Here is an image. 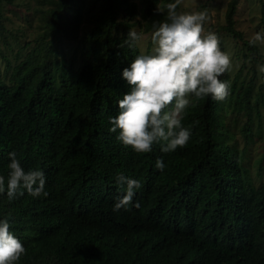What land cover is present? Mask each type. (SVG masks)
<instances>
[{"label": "trees", "instance_id": "1", "mask_svg": "<svg viewBox=\"0 0 264 264\" xmlns=\"http://www.w3.org/2000/svg\"><path fill=\"white\" fill-rule=\"evenodd\" d=\"M18 1L0 0V220L26 249L17 264H264V155L256 161L262 177L256 185L244 150L234 144L238 116L223 113L231 103L245 117L244 141L254 139L250 120L264 93L254 90V65L249 79L241 76L258 47L235 25L239 0L228 1L224 23L212 31L224 52L223 34L246 47L237 71L220 77L229 94L222 101L190 96L182 120L190 139L168 153L160 143L148 153L125 147L109 120L130 90L122 70L142 53L139 43L130 48L123 41L129 30H153L174 0H100L82 35L79 0H46L45 49L11 62L3 53L6 20ZM58 39L80 42L77 66L74 55L60 60ZM13 152L26 172L43 171L47 195L25 190L8 199ZM158 159L163 171L155 167ZM120 174L141 183L133 197L139 207L113 210L126 188L117 183Z\"/></svg>", "mask_w": 264, "mask_h": 264}, {"label": "clouds", "instance_id": "2", "mask_svg": "<svg viewBox=\"0 0 264 264\" xmlns=\"http://www.w3.org/2000/svg\"><path fill=\"white\" fill-rule=\"evenodd\" d=\"M180 4L181 0H174L164 5L166 18L152 23L151 51L137 55L122 70L130 90L118 101L119 111L110 118L109 131L119 130L117 139L136 153H148L156 143L165 153L184 147L191 135L190 128L182 124L183 113L191 103L189 97L211 96L222 101L229 94L230 84L220 77L232 68L231 56L221 50L217 34L205 32L207 11H177ZM142 39V34L129 30L123 44L131 48ZM249 42L264 44V35L258 32ZM260 71L264 72V66ZM9 157L8 199L23 196L25 190L33 197L47 195L43 171L26 172L14 152ZM155 167L164 170L162 159L156 161ZM117 183L126 188L113 210H127L130 204L139 207V202L133 204V197L141 183L123 174L117 176ZM4 192L5 177L0 175V193ZM9 229V222L0 220V264H17L26 252Z\"/></svg>", "mask_w": 264, "mask_h": 264}, {"label": "rangeland", "instance_id": "3", "mask_svg": "<svg viewBox=\"0 0 264 264\" xmlns=\"http://www.w3.org/2000/svg\"><path fill=\"white\" fill-rule=\"evenodd\" d=\"M229 0H181L179 11H207L208 18L204 22L205 32L213 31L215 26L224 23L225 12ZM20 8L12 9L10 18L6 20L8 28L9 44H4L3 53L6 58L11 62L23 59L29 50L34 48L35 53H40L45 49L42 44L43 39L40 35L43 32V21L41 19V9H44L48 4L46 0H19ZM142 0H138L140 4ZM82 8L83 20L79 35L87 31L91 25L93 12L99 10L101 5L100 0H79ZM235 25L240 29L245 38L250 40L256 33L264 35V0H239L237 10L235 13ZM141 33L144 39L139 43L142 52L151 51L153 45L150 40L151 32ZM226 46V52L230 54L232 61V68L230 69L233 75L240 65L243 63L242 51L246 47L239 45L236 40L228 34L222 35ZM56 42V50L59 49V58L66 61L72 56H75L74 66L80 60V42L73 40H61ZM258 52L256 54L257 60L254 64L249 60H245V66L241 71V76L247 74L246 78L249 79L252 70H249L250 65H254L255 69V85L254 90L262 87L264 93V72L260 71V67L264 66V44L256 43ZM3 61V60H2ZM232 104L225 107V117L232 118L238 116L236 124L234 125L233 132L235 134V145L238 149H243V163L248 167L250 176L254 183L258 185L262 181V177L257 175V159L264 155V102H259L258 108L253 110L250 125L254 134V139L246 143L244 136L240 132L241 125L245 121V117H241L237 112L233 111ZM258 111V114L255 113ZM230 113H232L230 115ZM263 168V166H262Z\"/></svg>", "mask_w": 264, "mask_h": 264}]
</instances>
